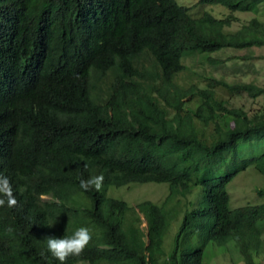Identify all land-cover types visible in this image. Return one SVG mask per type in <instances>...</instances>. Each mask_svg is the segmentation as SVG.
<instances>
[{
    "label": "trees",
    "instance_id": "16d2710c",
    "mask_svg": "<svg viewBox=\"0 0 264 264\" xmlns=\"http://www.w3.org/2000/svg\"><path fill=\"white\" fill-rule=\"evenodd\" d=\"M262 1L0 0V174L19 201L0 207V264H60L47 237L71 236L81 226L92 239L65 264H200L207 241L230 238L244 264H257L243 228L223 202H213L208 170L227 153L231 173L251 160L264 173V150L237 154L240 143L264 139V108L247 115L213 88H182L171 78L184 55L263 44L264 24L255 17L223 29L233 10H256ZM199 3L229 13L188 16ZM206 82L264 94V85L252 82ZM187 94L200 100L188 105ZM100 174L101 191L80 188L81 178ZM145 181L167 183L160 204L145 199L133 209L106 194L109 186ZM195 184L202 205L186 198ZM78 192L81 211L64 207ZM257 192L264 195V185ZM182 207L164 253L162 235ZM256 213L264 219V205Z\"/></svg>",
    "mask_w": 264,
    "mask_h": 264
},
{
    "label": "rangeland",
    "instance_id": "374dc122",
    "mask_svg": "<svg viewBox=\"0 0 264 264\" xmlns=\"http://www.w3.org/2000/svg\"><path fill=\"white\" fill-rule=\"evenodd\" d=\"M178 4L191 5L196 0H176ZM207 11L213 16H224L229 12L226 6L218 3L214 4H194L187 10V15L190 17H197L202 12ZM232 14L235 18L227 26L223 27L225 31L233 30L241 24H246L251 17H255L258 21L264 24V1L260 2L256 10H233ZM181 63L185 66L172 74L171 80H175L181 84L182 88L187 86H193L195 88H213L217 93L221 94L225 101L229 102L234 107H241L247 115L257 113L264 108V94H257L255 96H249L244 91H236L226 89L219 84L209 85L207 84V77H214L224 80L228 83L238 82H252L255 85H264V43L260 45H248V46H223L210 52L191 53L181 57ZM192 93H195L193 91ZM189 95L185 96L187 99ZM199 97L190 95V102L188 105L193 106L197 102ZM210 102L214 103V99L211 98ZM222 123V121H220ZM264 150V139H252L240 143L237 150V154L240 157H250L259 154ZM218 159V158H217ZM216 164V159L211 161L210 169L216 173L213 169ZM256 170L253 163H249L243 169L237 172V174L227 183L226 190L230 194L229 206L236 207L246 203L260 204L264 202V196L258 195L255 192V184H264V173L260 175ZM261 173V172H260ZM231 182H235L239 186L231 185ZM193 191L186 194L187 199H192L193 205H199L201 203L200 185L192 186ZM169 189L166 182H129L119 186H109L106 194L109 196L117 197L126 202L127 205L134 208V205L142 200H150L153 203L160 204L168 194ZM46 195H42V198H46ZM180 198H183L182 196ZM66 208L81 211L84 207L85 197L82 193H72L66 197ZM174 202V196L171 194L164 204V218L166 217L167 207L172 206ZM182 209H177L173 217L169 220L164 233L162 235L163 244L162 249L164 253H167L173 244V237L180 223L182 215ZM131 212V210H129ZM144 224V221L140 222V226ZM260 236L264 239V223L257 226ZM259 251L264 253V242L259 245ZM76 264H88L86 262L79 261ZM202 264H243V260L239 253V250L234 241H228V243L221 248L208 242L203 250ZM257 264H264V254L259 256Z\"/></svg>",
    "mask_w": 264,
    "mask_h": 264
},
{
    "label": "clouds",
    "instance_id": "9594fccd",
    "mask_svg": "<svg viewBox=\"0 0 264 264\" xmlns=\"http://www.w3.org/2000/svg\"><path fill=\"white\" fill-rule=\"evenodd\" d=\"M199 4H203V3H199ZM187 95H189L188 98H190V95L192 94H187ZM185 96H182L183 100L188 99V98L184 99ZM171 110H173V108ZM260 154L261 153L254 155V156L247 157V158H252ZM228 157H229V154L225 153L222 158L216 159V164L214 165V168H213L216 170V173H214L213 170L209 168L208 174L211 178L209 182V190L213 198V202H215L216 204L218 202H223L220 208H222L224 212H229L233 214V221L243 228V236L250 243L251 249L255 247V252L257 255L255 256V260L257 263L259 256L264 254L263 252L259 251V245L261 242H264V239L260 236L257 226L261 223H264V219L261 218V216H259L256 213V206L264 205V202L260 204L246 203V204L239 205L236 207H230L229 206L230 194L226 190V185L237 174L238 171L243 169L249 163H253L254 167L256 168V170L259 171L258 173L260 175H262L263 171H261L260 168L256 166L254 160H251L245 166L238 168L233 173H231V168L227 165ZM103 185H104L103 174L90 176L87 179L81 178L79 181L80 188L85 191L94 189L95 191L99 192L102 190ZM231 185H234V187L239 186L235 182H231ZM254 186L257 187L255 188V192L258 195L264 196L263 194H259L257 192V189L261 188L260 184L258 183V184H255ZM23 190L24 189H21V191ZM18 204H19V201L17 200L16 195L13 192V187H12V183L10 179L6 175L0 174V207H4L6 205L8 208H15L18 206ZM52 224L53 223H50L48 225L52 226ZM7 231L11 232L12 229L9 228L7 229ZM91 239H92V234L89 228L81 226L78 229H76L71 236H67V237L63 236L61 238H56L54 236L47 237V250L48 252L51 253V255L55 259L60 261V264H65L68 257L80 256L85 250V248L88 246V244L90 243ZM228 241H234V240L230 238L225 243H223L224 245L217 244L211 240L207 241L206 244L210 242L214 244L215 246H220L221 248H224V246L228 243ZM82 262H85V261H82ZM200 264H202V255L200 258Z\"/></svg>",
    "mask_w": 264,
    "mask_h": 264
}]
</instances>
